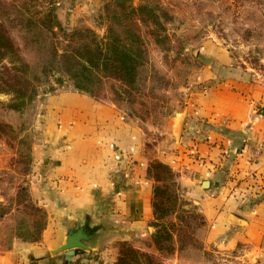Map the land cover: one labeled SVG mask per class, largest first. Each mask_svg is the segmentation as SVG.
<instances>
[{"label":"rangeland","instance_id":"1","mask_svg":"<svg viewBox=\"0 0 264 264\" xmlns=\"http://www.w3.org/2000/svg\"><path fill=\"white\" fill-rule=\"evenodd\" d=\"M122 4H147L159 15V21H154L153 13L147 11L139 19L148 51L130 66L114 58L108 45L112 21L107 7L116 6L112 0H0V36L5 40L0 45V86L11 89L0 91V252L16 241H40L52 225L51 212L42 202L52 193L45 179L44 137L48 106L57 93L93 94L97 100L114 103L126 119L145 129L150 167L157 164L159 130L196 93L230 79L264 86V0H123ZM49 9L56 12L62 27L44 18ZM74 30L81 36H68ZM68 45L86 53L101 78L100 82L95 79L91 92L76 89L64 71L56 68V50L61 53ZM5 52H13L20 66L31 68V81L37 86L34 99L18 109L12 104L16 93L29 92L22 73L14 70ZM220 64L225 70L214 71V79L208 81L204 74ZM159 174L163 178L160 186L169 185L178 198L177 212L165 217L168 226L171 222L177 225L175 250L161 249L152 234L136 244L112 243L116 254L110 256L90 253L86 257L93 263L88 264H118L120 258L123 264L204 261L197 235L198 207L189 200L176 173ZM159 204L167 212L173 201L161 199ZM181 215L189 217L190 229ZM184 227L187 231H182Z\"/></svg>","mask_w":264,"mask_h":264},{"label":"crops","instance_id":"2","mask_svg":"<svg viewBox=\"0 0 264 264\" xmlns=\"http://www.w3.org/2000/svg\"><path fill=\"white\" fill-rule=\"evenodd\" d=\"M222 66L204 77L211 82ZM48 107L45 179L52 193L42 202L52 225L40 241H16L0 252V264H88L90 253L114 254L112 243L150 238L155 181L145 129L114 103L74 91L57 93ZM159 133L154 158L173 169L205 221L197 232L206 255L200 264H264V86L209 84ZM86 222L99 226L91 250L71 258L53 252L70 228Z\"/></svg>","mask_w":264,"mask_h":264},{"label":"trees","instance_id":"3","mask_svg":"<svg viewBox=\"0 0 264 264\" xmlns=\"http://www.w3.org/2000/svg\"><path fill=\"white\" fill-rule=\"evenodd\" d=\"M112 1L116 3V6L112 7L108 5L107 7V17L110 21H112L107 33L108 45L110 47V52L115 55L114 58L119 60L121 63L130 66L133 63L142 60L148 51L146 40L140 34L138 23L139 19L145 17L147 15V11L153 13L152 20L154 21H159V15L155 7H150L147 4H142L138 7H135L132 4L128 6L126 4H122L123 0ZM44 18H46V20L53 21V25L56 22V25L62 27L60 21L58 20V16L53 9H49L48 11H46ZM80 34L81 33L78 30H74L68 36L76 39L75 37L81 36ZM4 41L5 40H3L0 36V45H2V42ZM6 54L10 55L9 60L15 65L14 70L22 73L29 92L28 94L24 95L16 93V97L13 100L12 104L13 108L18 109L22 105H24L27 100L34 99L37 86L31 81V68L24 65L20 66V58H18L17 55H15L13 52H9ZM54 57H56V68L61 69L62 72L64 71L63 74H65L69 79L73 81L76 89L82 92H91V87L94 85L95 79H97L99 82L101 81V78H99L93 71V66L91 65L92 60L89 59L86 53L81 52L80 50H76L74 48V45H68V48L64 49L61 53L56 50V56L54 55ZM127 69L128 72L132 71L129 68ZM35 77L38 76L35 74ZM57 80L60 82L63 81L60 78H58ZM50 89H53V86H51ZM0 91L9 92L11 91V89L1 88L0 86ZM91 96L94 98L97 97L93 94ZM154 171L156 172V174H154ZM158 172L161 174L165 173L169 175H174L175 173L169 165L159 160H157V164H150V167L148 169V174L155 181L153 189L154 220L152 221V224L156 228V230L153 233V240L160 246L161 249L167 250L168 252H173L175 250L174 236L176 234L175 231H177V225L174 222H171L170 226H168L165 222V217L177 212L178 198L177 196H173L169 185L165 184L164 187L160 186L163 178ZM161 199L164 201H173V206L170 207L167 212H164V210H162V208H160L159 206V201ZM180 218H182V222L185 223L184 226L190 229L191 222L188 219L189 217L181 215ZM204 224L205 221L202 214L200 213V223L198 225L199 228L203 227ZM185 227L183 228L184 230L182 229V231H187ZM34 240L39 241V238H36ZM124 261L120 258L118 264H123Z\"/></svg>","mask_w":264,"mask_h":264},{"label":"water","instance_id":"4","mask_svg":"<svg viewBox=\"0 0 264 264\" xmlns=\"http://www.w3.org/2000/svg\"><path fill=\"white\" fill-rule=\"evenodd\" d=\"M205 184L206 187L209 186V181H206ZM98 229L99 226L91 227L89 222L73 229L70 228L67 232L65 243L53 250V252H66L68 257L71 258L80 249L91 250L89 243L95 237Z\"/></svg>","mask_w":264,"mask_h":264}]
</instances>
